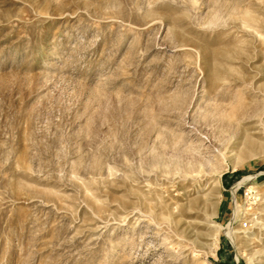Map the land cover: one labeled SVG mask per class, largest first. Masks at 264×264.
<instances>
[{
  "label": "rangeland",
  "instance_id": "1",
  "mask_svg": "<svg viewBox=\"0 0 264 264\" xmlns=\"http://www.w3.org/2000/svg\"><path fill=\"white\" fill-rule=\"evenodd\" d=\"M0 264H264V0H0Z\"/></svg>",
  "mask_w": 264,
  "mask_h": 264
},
{
  "label": "built area",
  "instance_id": "2",
  "mask_svg": "<svg viewBox=\"0 0 264 264\" xmlns=\"http://www.w3.org/2000/svg\"><path fill=\"white\" fill-rule=\"evenodd\" d=\"M242 223H243V225H246V222L245 221H243Z\"/></svg>",
  "mask_w": 264,
  "mask_h": 264
}]
</instances>
